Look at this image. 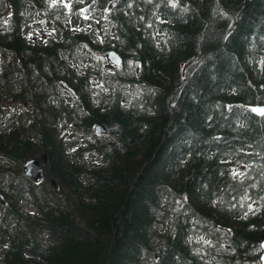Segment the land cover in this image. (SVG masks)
<instances>
[{"label": "trees", "instance_id": "trees-1", "mask_svg": "<svg viewBox=\"0 0 264 264\" xmlns=\"http://www.w3.org/2000/svg\"><path fill=\"white\" fill-rule=\"evenodd\" d=\"M249 105L264 0H0V264H261Z\"/></svg>", "mask_w": 264, "mask_h": 264}, {"label": "water", "instance_id": "water-1", "mask_svg": "<svg viewBox=\"0 0 264 264\" xmlns=\"http://www.w3.org/2000/svg\"><path fill=\"white\" fill-rule=\"evenodd\" d=\"M93 5H94V1H91L83 8L85 17H88L90 15L91 8L93 7ZM105 58L112 65H119L121 63V58L118 52H116L113 49H110L105 53ZM247 108L257 115H261L264 113V105H249ZM228 109H231V105H228ZM94 131L97 136H101L103 133H105L106 129L103 125L96 124L94 127ZM23 172L27 177H29L33 181H38L41 176L40 161L35 158L28 159L23 164ZM4 201H5L4 196L0 193V203H4ZM260 246H261L260 263L264 264V240L261 242Z\"/></svg>", "mask_w": 264, "mask_h": 264}, {"label": "rangeland", "instance_id": "rangeland-1", "mask_svg": "<svg viewBox=\"0 0 264 264\" xmlns=\"http://www.w3.org/2000/svg\"><path fill=\"white\" fill-rule=\"evenodd\" d=\"M35 23H39V22H35ZM43 28V27H42ZM29 33L31 34V35H35V36H37L38 37V40H37V42L38 41H40L43 37H44V32H43V30H41V31H36V30H33V29H30L29 30Z\"/></svg>", "mask_w": 264, "mask_h": 264}, {"label": "flooded vegetation", "instance_id": "flooded-vegetation-1", "mask_svg": "<svg viewBox=\"0 0 264 264\" xmlns=\"http://www.w3.org/2000/svg\"><path fill=\"white\" fill-rule=\"evenodd\" d=\"M66 1V0H65ZM67 1H69V0H67ZM34 25H35V29H33V30H38V31H41L42 30V27L38 24V23H34ZM29 37H30V39L31 40H33V41H36L37 42V40H38V37L37 36H35V35H31L30 33H29Z\"/></svg>", "mask_w": 264, "mask_h": 264}]
</instances>
